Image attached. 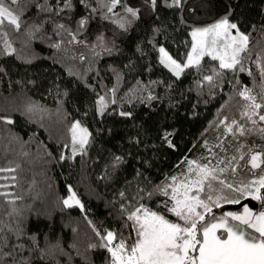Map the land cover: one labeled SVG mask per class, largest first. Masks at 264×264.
<instances>
[{"label":"trees","instance_id":"16d2710c","mask_svg":"<svg viewBox=\"0 0 264 264\" xmlns=\"http://www.w3.org/2000/svg\"><path fill=\"white\" fill-rule=\"evenodd\" d=\"M37 2L44 0H18L16 4L5 0L26 23L16 31L4 21V31L16 51L0 54V117L6 118L0 119V168L15 169L0 172V177H16L0 178V185H8L0 192L12 194L0 196V264H23L24 259L30 264H109L110 254L99 247L100 237L93 227L101 235H106L107 229L128 236L130 229L124 227L126 213L121 205L134 202L138 189L151 191L166 174L179 172L185 167L181 164L185 157L209 155L205 141L214 146L218 136L225 139L224 128L216 127L219 120L225 116L229 121L233 116L239 119L242 98L235 93L241 88L260 94L256 61L258 56L264 57V0H214L215 19L228 15L249 35L250 51L243 54L245 71H226L211 90L206 83L197 88L195 81L202 77L195 69L179 79L174 77L159 64L157 49L162 45L173 58L185 60L191 44L190 26L212 23V17L187 18L180 8L166 7L165 0H157L155 10L146 0H123L140 9V19L116 42L109 35L112 33L93 30L98 24L116 28L101 18V11L107 10L100 9L97 0H86L87 6L81 0H71L72 7L59 15L40 11ZM48 5L63 7V0L59 5L57 0H48ZM140 5L147 6L148 12ZM92 8L98 11L93 13ZM85 16L90 17L88 24L78 29L77 21ZM41 22L42 28L30 39L25 30ZM56 23H63L67 30H59L57 35ZM101 33L115 41L114 47L108 45L110 53L93 47ZM202 65L207 70L218 67V61L205 57ZM114 86L115 97L110 91ZM149 90L156 99H144ZM97 93H107L109 101L116 100L115 104L109 102L103 116L95 111ZM29 105L37 107L28 111ZM122 111L131 115L121 116ZM74 120H80L92 133L86 154L72 156L70 146L64 147L70 145L68 129ZM165 133L170 134L168 139ZM240 142L264 146L258 132L241 137ZM224 146L231 155L237 142L229 135ZM212 150L220 153L219 148ZM62 154L65 159H61ZM114 156L123 158L115 169ZM242 176L251 179L250 174ZM69 186L83 210L63 204ZM122 191L126 198L120 196ZM161 199L154 196L143 202L155 209ZM248 200L254 210L259 209V202L246 198L240 205H223L222 210L214 211L217 215L241 211ZM91 244L97 247L90 248Z\"/></svg>","mask_w":264,"mask_h":264},{"label":"snow or ice","instance_id":"6c2138e0","mask_svg":"<svg viewBox=\"0 0 264 264\" xmlns=\"http://www.w3.org/2000/svg\"><path fill=\"white\" fill-rule=\"evenodd\" d=\"M17 2L18 0H11V4ZM97 2L100 9L107 10L106 13L101 11V18L110 20L122 32H127L140 19V9L128 5L123 0H97ZM148 2L155 10L157 0H146V3ZM57 3L59 5V0ZM81 3L87 6L86 0H81ZM165 6L180 8L182 12H187L192 17L206 15L214 20L204 26L195 24L190 26L191 49L183 61L173 58L164 46L158 47L159 64L174 77L179 79L186 71L195 69L196 75L202 77L195 81L197 88H202L206 83L211 90L217 86V81L223 79L226 71L235 73L237 68L241 72L245 71L243 54L250 51L249 35L241 32L237 24L230 21L228 15L215 19L214 0H171V2L165 0ZM36 7L42 12L55 11L59 15L64 9H70L72 5L71 0H63V7L54 8L48 5V0H44V3L37 2ZM118 7L122 11H116ZM97 11V8L91 9L93 13ZM89 18L85 16L77 21L78 29L85 27ZM5 20L16 31L26 23L22 21L21 13L6 6L5 0H0V39L3 42L0 54L10 55L15 53L16 49L9 41L8 33L4 31ZM43 23L29 25L25 30L26 35L30 39L33 38L35 32L42 28ZM182 23H184L183 17ZM54 27L57 35L59 30H67L63 23H56ZM68 32L72 40H76V35L70 30ZM96 39L97 44L93 47L100 46L105 52L110 53L115 46V41L107 40L103 33ZM52 46L59 47V44ZM205 57H210L212 62L218 61V67L213 65L205 70L202 65ZM256 63L261 77L260 94H253V89L247 87L241 88L235 93L242 98L239 119L233 116L229 121V117L225 116L216 125L217 128L221 126L224 128L225 139L231 135L237 142L234 152L228 154V148L224 146L225 139L219 136L214 146H210L208 141H205L204 147L209 150V155L194 159L185 157L181 161L185 167L179 172L166 174L151 191L138 189V198L133 197L134 202L126 206L121 205L122 213H126L124 227L130 229L128 236L123 232L107 229H105L106 235H101L93 227V231L100 237L99 247L105 248L110 254L109 264H264V146H249L240 142L241 137L253 132H258L264 139V126H261V122H264V57L258 56ZM249 75H252L250 71ZM117 79L119 80V76ZM237 83L239 84V81ZM110 91L115 97L116 87L114 86ZM130 91L135 90L130 89ZM64 94L67 95V92ZM144 99L151 101L156 97L149 90L148 96ZM109 102L115 104L116 100L113 98L109 101L107 93L104 95L97 93L94 102L97 115L105 114ZM35 107L37 106L29 105L28 111H32ZM120 115L131 114L122 111ZM0 119L6 118L0 117ZM7 122L12 123L10 119ZM68 131L70 145L66 143L64 147H71L72 156L78 152L86 154L87 147L92 142L89 128L80 120H74ZM169 135L165 133L164 138L168 139ZM169 146H173L170 140ZM213 147L219 148L223 155L213 151ZM61 159H65L63 154ZM122 162V157L114 156L113 169ZM14 171L13 168H0V172ZM242 174L245 176L250 174L251 179H245ZM238 176L241 178L237 179ZM0 178L16 179L15 176ZM2 187L8 185H0V188ZM68 193L67 198L63 199V204L66 207L78 205L83 210V204L71 186L68 187ZM10 195L12 194L0 192V196ZM120 196L126 198L123 191ZM154 196L162 197L155 209L143 202L145 199L151 200ZM246 198L259 202V209L254 210L249 204L244 203L241 211H222L220 215L214 211V209L222 210L223 205H240ZM14 202V200L9 201V203ZM15 211L16 209H13V212ZM31 239L35 244V237ZM18 247L22 248L23 245ZM89 247L95 248L97 245L91 244ZM40 251L43 257L44 250ZM23 264L30 262L24 259Z\"/></svg>","mask_w":264,"mask_h":264},{"label":"rangeland","instance_id":"374dc122","mask_svg":"<svg viewBox=\"0 0 264 264\" xmlns=\"http://www.w3.org/2000/svg\"><path fill=\"white\" fill-rule=\"evenodd\" d=\"M135 2V1H134ZM141 7H142V9H143V11H147L148 12V7L147 6H145V5H140ZM146 12V13H147ZM186 13V15H187V18H191V19H195V20H201V19H203V20H205V19H208V18H211L210 16H206V15H201V16H197V17H192L191 15H189V13H187V12H185ZM144 15V14H143ZM149 14H145L144 16H148ZM93 30H101V31H104L105 33H107L108 34V32H110V33H112V35L111 34H109L111 37H113V39H116V42H118V40L120 39V38H124L125 37V35H126V33H124V32H122L121 30H118L117 28H115V27H113V25H109V26H107V25H102V24H98L96 27H95V29H93ZM92 31V30H91ZM191 40H192V37H191ZM190 49H191V44H190ZM70 150H71V147H70ZM67 198V197H66ZM78 206V205H77Z\"/></svg>","mask_w":264,"mask_h":264},{"label":"crops","instance_id":"0c3cea01","mask_svg":"<svg viewBox=\"0 0 264 264\" xmlns=\"http://www.w3.org/2000/svg\"><path fill=\"white\" fill-rule=\"evenodd\" d=\"M249 202H248V204H249V206L250 207H252L253 209H254V204L253 203H251V201L250 200H248Z\"/></svg>","mask_w":264,"mask_h":264},{"label":"water","instance_id":"95a60500","mask_svg":"<svg viewBox=\"0 0 264 264\" xmlns=\"http://www.w3.org/2000/svg\"><path fill=\"white\" fill-rule=\"evenodd\" d=\"M247 202H249V201H247Z\"/></svg>","mask_w":264,"mask_h":264}]
</instances>
